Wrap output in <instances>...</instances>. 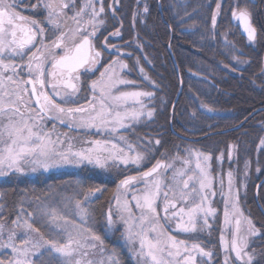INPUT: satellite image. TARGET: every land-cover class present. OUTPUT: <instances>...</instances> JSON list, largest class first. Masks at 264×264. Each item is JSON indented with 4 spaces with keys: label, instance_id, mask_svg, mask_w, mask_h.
I'll return each mask as SVG.
<instances>
[{
    "label": "snow or ice",
    "instance_id": "snow-or-ice-1",
    "mask_svg": "<svg viewBox=\"0 0 264 264\" xmlns=\"http://www.w3.org/2000/svg\"><path fill=\"white\" fill-rule=\"evenodd\" d=\"M23 3L25 0H0V176L36 174L66 166L139 168L145 153L161 141L141 139L134 144L121 130H131L133 122L154 116V108L149 109L141 99H151L154 93L121 90L120 86L134 83L121 75L125 70L132 71L122 59L130 54L114 44L109 46L107 38L101 47L114 51L109 60L101 63L103 52L94 40L105 24L103 0H83L79 6L77 0H29L24 10H44L42 21L20 15L16 9ZM222 3L217 0L210 17L213 29L222 15ZM115 11L111 8L113 15ZM148 12V6L143 5V13ZM231 16L243 26L247 39L256 41L250 0H232ZM68 19L71 27L67 26ZM109 35L120 36L119 28ZM236 62L241 63L238 58ZM134 67L143 73L138 59ZM82 71L85 76L98 72V77L85 83ZM82 84L87 94H82ZM45 120L82 132L85 138L81 146L77 147L74 138L66 134L63 139L60 135L53 139L55 124L53 131H47ZM93 132L102 134V138H86ZM236 147L231 145L232 149ZM185 152L187 158L176 154L171 160H155L139 176L126 175L119 181L114 197L116 219L109 208L105 227L118 230L117 225H122L121 236L136 264H208L213 257V252L198 242V233L210 230L209 220L216 216L210 202L216 195L210 173L212 156L192 148ZM217 159L223 162L224 154ZM218 183L223 194L222 176ZM130 192L131 200L127 198ZM227 193L232 204L231 211L225 205L223 223L227 227L233 223L230 217L239 218L235 219L231 241L220 237L223 264H230L232 252L235 261L253 264L255 249L247 250L248 237L264 234L238 207L239 190L233 189L231 170L227 172ZM69 205H73L72 210ZM133 207L139 210L138 215ZM24 211L21 209L12 221L13 227L0 223V250H11V258H0V264H120L115 251L106 259L96 258L106 250L104 240L91 227L83 226L89 213L82 201L67 195L59 201L37 198L33 210L22 220ZM72 212L79 216L80 224L69 219ZM241 218L247 224L245 236L239 235ZM16 229L21 232L18 234ZM172 231L191 239L178 238Z\"/></svg>",
    "mask_w": 264,
    "mask_h": 264
},
{
    "label": "trees",
    "instance_id": "trees-1",
    "mask_svg": "<svg viewBox=\"0 0 264 264\" xmlns=\"http://www.w3.org/2000/svg\"><path fill=\"white\" fill-rule=\"evenodd\" d=\"M28 3L25 0L19 7L27 9ZM81 3L77 0L78 6ZM216 3L217 0H119L117 4L115 0H103L105 24L99 28V38L103 40L119 28L116 42L130 54L122 57L132 69L125 73L134 82L129 89L154 93L149 104L155 110L154 117L143 119L126 131L133 139L161 141L146 157L143 170L151 168L155 160H170L182 154L187 145L210 152L216 165L214 172L234 170L240 189V209L264 234V213L258 205L259 200L264 208V183L258 199L255 195L256 185L264 176L261 144L264 110L255 112L264 106V0H250L258 31L254 42L240 33L238 23L233 20L232 0H223L222 15L217 18L216 28H212L210 17ZM145 4L149 8L147 14L143 13ZM111 8L116 9L115 15ZM23 14L44 19V12L39 9L24 10ZM71 15L68 11V16ZM110 58L108 55L104 62ZM137 59L143 73L134 67ZM90 80L86 79L85 83ZM81 91L87 94L84 85ZM238 125L237 129L223 132ZM73 132L83 134L76 129ZM231 145L237 147L232 149ZM221 153L225 158L218 169L217 158ZM135 172L138 171L123 167L108 174L84 166L36 176L13 173L0 177V223L12 225L21 209L27 216L37 198L59 201L65 195L71 196L84 203L91 228L115 251L121 264H136L121 236L123 227L119 224L118 230L105 227V214L113 207L119 181ZM96 188L101 191L95 192ZM72 209L73 205H69V210ZM222 210L207 235L201 234L199 238L215 252L213 264H222ZM75 218L72 212L69 219ZM253 249V264H264V235L254 236L248 250Z\"/></svg>",
    "mask_w": 264,
    "mask_h": 264
},
{
    "label": "rangeland",
    "instance_id": "rangeland-1",
    "mask_svg": "<svg viewBox=\"0 0 264 264\" xmlns=\"http://www.w3.org/2000/svg\"><path fill=\"white\" fill-rule=\"evenodd\" d=\"M82 1V3H83V0H81ZM81 3V4H82ZM97 7H99V5H97ZM24 9H26V7L25 6H22V7H17V9H16V11H18L19 13H20V15H22V16H25L23 13H24ZM39 11L41 12V11H43L44 12V16L46 15V12L44 11V10H42V9H39ZM25 17H27V16H25ZM29 18H32V17H29ZM44 18V17H43ZM32 19H36V18H32ZM37 20H41L42 21V19H40V18H38ZM19 22V21H18ZM19 23H22V22H19ZM67 25H68V22H67ZM119 48V47H118ZM121 51H124V49H122V48H119ZM125 52V51H124ZM123 59V58H122ZM124 62L126 63V61L124 60ZM127 72V70H125V72L124 73H122L121 75L123 76V78L124 79H127V80H129L126 76H125V73ZM98 77V74L96 75V77L94 78V79H96ZM131 81V80H130ZM130 85H132V84H130ZM130 85H126V86H120V88H121V90L122 91H145V92H151V91H147V90H144V89H138V88H132V89H129V87H130ZM132 87V86H131ZM142 100H143V102L147 105V107L149 108V109H153L152 107H150V99L149 98H141ZM154 117V116H153ZM152 117V118H153ZM143 119H146V118H141V120H143ZM140 120V121H141ZM139 121V122H140ZM45 128H46V130L47 131H53V124H55V129H54V131H53V139H55V137H56V135H60L61 136V138L63 139L64 138V134H66L68 137H72V138H74V143L76 144V146L77 147H79V146H81V144H80V141L83 139V138H85L84 137V134H80V133H75V132H73V130L72 129H70V128H66V127H63L61 124H59V123H57V122H55V121H49V120H45ZM137 122H133L132 123V126L134 125V124H136ZM126 131L127 130H121V134H123V135H125L127 138H128V140L129 141H131L132 143H134V144H138V142L139 141H141V139H148V140H150L149 138H145V137H141V139H140V137H137V138H135V139H133V138H131L130 137V135L128 134V133H126ZM86 138H88V139H100V138H102V134H95L94 132L92 133V134H90L88 137H86ZM85 146H87V145H85ZM121 146H123V145H121ZM188 148H192V149H195V150H198V151H200V152H203V153H205V154H210L211 156H212V154L210 153V152H206V151H203V150H199V149H196V148H193V147H189L188 145L187 146H185V150L186 149H188ZM139 150H141V151H143V148H139ZM185 150H184V152H182V154H179L180 155V157H182V158H187V156H186V152H185ZM152 151V150H151ZM150 151V152H151ZM150 152H148V153H145V160H144V162L142 163V165L138 168V167H135V166H131V165H129L128 167H131V168H133V170H137L138 172H135V173H132V174H130V175H133V176H139L140 175V173L141 172H143V171H147L149 168H147V169H145V170H143V166L145 165V163H146V157H148V154L150 153ZM219 157V156H218ZM225 158V157H224ZM171 160V159H170ZM224 161V160H223ZM194 164H195V159H194V157L192 158V166L194 167ZM210 165H211V167H210V173H211V175H212V177H213V189L216 191V195L214 196V197H211L210 198V202H211V206L213 207V208H215L216 209V216H215V218H212V219H210L209 220V223L211 224V227L212 226H214V223H216V218L220 215V208H223V210H222V231H221V234H220V237L223 235L224 237H225V239L226 240H228L229 242L231 241V239H232V235H233V232H234V226H235V219H237V218H239V217H230V219L233 221V223L231 224V225H229V226H225L224 225V223H223V220H224V217H223V211H224V209H225V205L227 204L228 205V207H229V211H231V204H232V200L231 199H229L228 198V193H227V172L229 171H226L225 173H223L222 172V170L221 171H218V172H214V168L216 167V165H214L213 164V156H212V160L210 161ZM223 165V162H220L218 159H217V168L219 169L221 166ZM90 166V165H89ZM176 166L177 167H180L181 166V163H180V161H177L176 162ZM93 167V166H92ZM80 167H60V168H53V169H51L50 171H48V172H39V173H52V172H60V171H66V170H77V169H79ZM121 168H123L122 166H119V167H109L108 169H99V168H97V169H99V170H101V171H103V172H105V173H108V174H114L116 171H118L119 169H121ZM232 171V170H231ZM233 172V189H234V191L236 190V189H238V190H240L239 189V187H238V185H236V178H235V173H234V170L232 171ZM39 173H36V174H27V175H32V176H36L37 174H39ZM7 176V175H6ZM223 177V179H224V184H225V187H224V193L223 194H221V192H220V186H219V183H218V180H219V178L220 177ZM0 177H4V176H0ZM119 185V184H118ZM139 187H142V185H138ZM240 192V191H239ZM116 195H117V192H116ZM129 200H131V192L130 193H128V197H127ZM122 199H123V197H122ZM132 204L134 205V202H132ZM219 205V206H218ZM83 206H84V203H83ZM178 207H179V205H178ZM238 207L240 208V205H239V201H238ZM112 211H113V219H116V211H117V209H116V205H115V199H114V204H113V207H112ZM133 212L134 213H136L137 215L139 214V210H137L135 207H133ZM76 215V214H75ZM245 216V215H244ZM245 217H247V216H245ZM23 218H26V216L25 215H23L22 216V220H23ZM249 218V217H248ZM251 219V218H250ZM252 220V219H251ZM77 224H80L81 223V221H80V219H79V216L78 215H76V218H75V220H74ZM85 223L83 224V226L85 227V228H87V227H91L90 226V223H89V220H88V216L87 217H85ZM22 222V221H21ZM252 222L254 223V221L252 220ZM12 224V223H11ZM255 224V223H254ZM6 226H8V227H13V225H6ZM122 226V225H121ZM166 227H168L167 225H166ZM240 227H241V231H240V233H239V235L240 236H245V235H247V224H246V221L245 220H243L242 218H241V224H240ZM171 230V229H170ZM16 231H17V233L19 234L20 232H21V230L20 229H16ZM94 231V230H93ZM207 231H210V230H205V231H202V232H199L198 233V242H200L201 243V245L203 246V247H205V249L206 250H210L211 248H209L208 246H207V243H205V242H203V241H201V240H199V238H200V235L201 234H204V235H207ZM172 234L173 235H177L178 236V238H181V239H191V236H189V235H186V234H182V233H177V232H175V231H172ZM254 239V237H248V240H249V244L252 242V240ZM104 245H105V252L103 253V255H97V259H106L109 255H111V253L113 252V250H111V248H109L106 244H105V242H104ZM220 245H221V249H222V264H223V261H224V251H223V242L221 241V239H220ZM248 250V249H247ZM212 251V250H211ZM249 251V250H248ZM213 252V257H212V259H211V261H209L208 262V264H213L214 263V256H215V252L214 251H212ZM132 253V252H131ZM134 256V255H133ZM116 257H117V255H116ZM234 257H235V254H234V252H232V253H230V264H241V262H239V261H235V259H234ZM0 258H8V259H10L11 258V250L10 249H3V250H0ZM117 259H118V257H117ZM134 259H135V262H136V258L134 257ZM198 259H200L199 257H198ZM119 260V259H118ZM120 262V261H119ZM120 264H121V262H120Z\"/></svg>",
    "mask_w": 264,
    "mask_h": 264
},
{
    "label": "flooded vegetation",
    "instance_id": "flooded-vegetation-1",
    "mask_svg": "<svg viewBox=\"0 0 264 264\" xmlns=\"http://www.w3.org/2000/svg\"><path fill=\"white\" fill-rule=\"evenodd\" d=\"M67 22H68V25H67V26L71 27V26H72V21H71V19H68ZM99 34H100V31H99V29H98V31H97V35H96L95 40H94V43L96 44L97 48L103 52V59L101 60V63H104L105 58H108V55L110 56V53H112V52L114 51V50L111 49L110 47H109L107 50H105L104 48L101 47V45L104 43V39L107 38V42H108V45H109V46L114 44V45H116L117 47L121 48V45H120L119 42H116V41L118 40V37H112V36L108 35V36H106V37L102 40V39L99 38V37H100ZM112 39L115 40V42H112ZM124 51H125V50H124ZM124 51H121V52H124ZM96 74H98V72H97V73H89L88 76H85V75L83 74V71H82V72H81V79H82V81L85 82L86 79H93L92 77H94ZM84 77L86 78L85 80H83ZM89 82H90V81H89ZM82 87H83V84H82V86H81V90H82Z\"/></svg>",
    "mask_w": 264,
    "mask_h": 264
},
{
    "label": "water",
    "instance_id": "water-1",
    "mask_svg": "<svg viewBox=\"0 0 264 264\" xmlns=\"http://www.w3.org/2000/svg\"><path fill=\"white\" fill-rule=\"evenodd\" d=\"M240 29H241V33L243 34V35H245V36H247V34L243 31V26L240 24ZM181 90H182V87L180 88V91H179V93L181 92ZM262 110H264V107H260V108H258L257 110H256V112H259V111H262ZM239 126L240 125H238V126H236V127H232V128H229V129H226V130H224L223 132H228V131H230V130H234V129H237V128H239ZM188 139H193V138H191V137H187ZM264 183V177H263V179L256 185V190H255V195H256V197H257V199H258V194H259V190H260V187H261V185ZM258 205H259V207H260V209H261V211L264 213V208H263V206H262V204L260 203V201L258 200Z\"/></svg>",
    "mask_w": 264,
    "mask_h": 264
}]
</instances>
